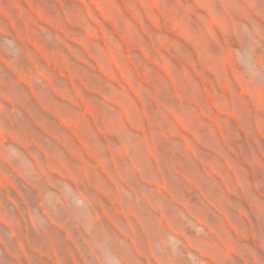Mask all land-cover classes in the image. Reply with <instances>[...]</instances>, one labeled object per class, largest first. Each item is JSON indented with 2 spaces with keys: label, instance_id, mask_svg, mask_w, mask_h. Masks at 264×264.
Returning a JSON list of instances; mask_svg holds the SVG:
<instances>
[{
  "label": "rangeland",
  "instance_id": "rangeland-1",
  "mask_svg": "<svg viewBox=\"0 0 264 264\" xmlns=\"http://www.w3.org/2000/svg\"><path fill=\"white\" fill-rule=\"evenodd\" d=\"M223 100L264 122V0H0V264H99L78 157L189 161Z\"/></svg>",
  "mask_w": 264,
  "mask_h": 264
},
{
  "label": "crops",
  "instance_id": "crops-1",
  "mask_svg": "<svg viewBox=\"0 0 264 264\" xmlns=\"http://www.w3.org/2000/svg\"><path fill=\"white\" fill-rule=\"evenodd\" d=\"M219 106L191 128L201 150L186 151L189 161L162 163L121 137L78 157L73 183L95 190L99 264H264V122L255 102Z\"/></svg>",
  "mask_w": 264,
  "mask_h": 264
}]
</instances>
